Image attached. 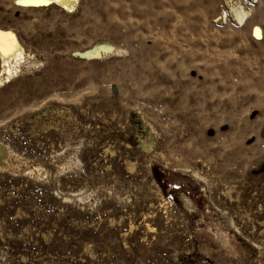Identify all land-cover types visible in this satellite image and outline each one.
Segmentation results:
<instances>
[{"label": "rangeland", "instance_id": "rangeland-1", "mask_svg": "<svg viewBox=\"0 0 264 264\" xmlns=\"http://www.w3.org/2000/svg\"><path fill=\"white\" fill-rule=\"evenodd\" d=\"M15 2L0 264H264V0Z\"/></svg>", "mask_w": 264, "mask_h": 264}, {"label": "bare ground", "instance_id": "bare-ground-1", "mask_svg": "<svg viewBox=\"0 0 264 264\" xmlns=\"http://www.w3.org/2000/svg\"><path fill=\"white\" fill-rule=\"evenodd\" d=\"M15 3L16 5L28 8L55 5L62 11L72 13L76 10L78 0H16ZM231 10L241 26H244L248 22L250 15L243 7L236 5ZM225 17H227V14H225ZM254 35L257 37L261 36V30L258 27L255 28ZM102 48L105 49V47ZM100 50L101 47L95 48L94 54L99 55ZM23 55V48L16 34L11 30L0 29V60L3 67L0 82L4 79H10L13 75L10 64L13 62H21Z\"/></svg>", "mask_w": 264, "mask_h": 264}]
</instances>
